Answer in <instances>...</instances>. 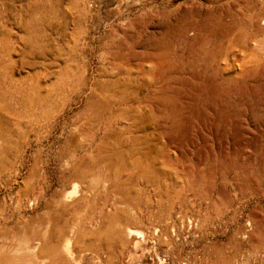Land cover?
Masks as SVG:
<instances>
[{
    "label": "rangeland",
    "instance_id": "374dc122",
    "mask_svg": "<svg viewBox=\"0 0 264 264\" xmlns=\"http://www.w3.org/2000/svg\"><path fill=\"white\" fill-rule=\"evenodd\" d=\"M0 167L7 250L83 180L62 264H264V0H0Z\"/></svg>",
    "mask_w": 264,
    "mask_h": 264
},
{
    "label": "bare ground",
    "instance_id": "6f19581e",
    "mask_svg": "<svg viewBox=\"0 0 264 264\" xmlns=\"http://www.w3.org/2000/svg\"><path fill=\"white\" fill-rule=\"evenodd\" d=\"M82 181L83 180L76 181L73 184V188H72L73 190L71 193H65V194L63 193L59 195L57 200L54 202V206L59 208H57L53 217L51 216L50 219L48 218L49 219L47 221L48 224L44 229V231L39 236L36 235L37 237H35L34 239L32 237L31 239L30 237H28L27 234H22L23 236L18 239V244H17L18 246L16 249L11 248L10 250H7L8 248L6 249L1 244L0 264H62L61 261L63 259L64 260L66 259L67 261H72L75 253L83 252V250L76 249V246L79 244V242H81L80 241L81 239H79L76 234L72 235L73 233L72 229L71 230L69 229L68 231H66L67 229L65 230V227L68 226L66 224L68 219L66 220L65 218L64 223L62 225L60 224L61 218L64 216L65 213L68 214L72 211L71 214L72 213L74 215L75 213L78 214L76 208L80 207V201L82 200V197L78 195L79 189L83 185ZM90 185H92L93 187L91 192H94L96 190V186L93 184V182H91ZM79 216L81 217V215ZM71 226L70 228H72ZM116 226H117L116 223L112 221L111 223L108 224V227L104 231L105 232L104 233L102 232L100 224H97L93 228V230L91 229L92 231L89 236V240L84 245L87 248L91 247V248L99 249L102 243L101 235L104 233L107 239L106 241L107 247L111 248L112 250L113 246H115L114 245L115 239L119 237V231L117 229L118 226L117 227ZM32 235L33 233L31 234V236ZM31 240L36 241L35 247L32 250L28 246Z\"/></svg>",
    "mask_w": 264,
    "mask_h": 264
}]
</instances>
